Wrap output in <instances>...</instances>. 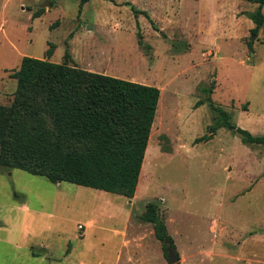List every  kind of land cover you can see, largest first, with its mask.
Returning a JSON list of instances; mask_svg holds the SVG:
<instances>
[{"label": "rangeland", "instance_id": "374dc122", "mask_svg": "<svg viewBox=\"0 0 264 264\" xmlns=\"http://www.w3.org/2000/svg\"><path fill=\"white\" fill-rule=\"evenodd\" d=\"M257 7L252 0H0L1 105L13 100L11 74L23 56L160 92L131 198L0 164V264H169L152 224L140 218L150 201L178 264H264V145L213 131L209 103L264 134V20L254 31L249 18Z\"/></svg>", "mask_w": 264, "mask_h": 264}, {"label": "trees", "instance_id": "16d2710c", "mask_svg": "<svg viewBox=\"0 0 264 264\" xmlns=\"http://www.w3.org/2000/svg\"><path fill=\"white\" fill-rule=\"evenodd\" d=\"M252 1L258 4L249 13L255 31L264 20V0ZM51 54L50 47L46 55ZM11 76L16 79L13 100L9 107L0 104L1 165L53 183L70 181L134 196L157 109L158 87L31 56H23ZM209 103L217 115L213 131L224 127L245 144L264 145V134L239 127L226 111ZM140 218L152 224L165 252L167 245L173 246L155 201L146 204Z\"/></svg>", "mask_w": 264, "mask_h": 264}, {"label": "water", "instance_id": "95a60500", "mask_svg": "<svg viewBox=\"0 0 264 264\" xmlns=\"http://www.w3.org/2000/svg\"><path fill=\"white\" fill-rule=\"evenodd\" d=\"M166 256L169 264H175L178 262V256L172 245H167L166 247Z\"/></svg>", "mask_w": 264, "mask_h": 264}, {"label": "bare ground", "instance_id": "6f19581e", "mask_svg": "<svg viewBox=\"0 0 264 264\" xmlns=\"http://www.w3.org/2000/svg\"><path fill=\"white\" fill-rule=\"evenodd\" d=\"M148 149H149V148L147 147V148H146V151H145V158H146V156H147ZM145 158H144V161H145ZM143 163H144V162H143ZM143 167H144V166H143ZM143 167H142V168H143ZM139 179H140V178H139ZM138 182H139V181H138Z\"/></svg>", "mask_w": 264, "mask_h": 264}, {"label": "crops", "instance_id": "0c3cea01", "mask_svg": "<svg viewBox=\"0 0 264 264\" xmlns=\"http://www.w3.org/2000/svg\"><path fill=\"white\" fill-rule=\"evenodd\" d=\"M139 178H140V175H139ZM138 178V181H140V179ZM139 185V182L137 183V186ZM137 186H136V188H137ZM136 191V190H135Z\"/></svg>", "mask_w": 264, "mask_h": 264}]
</instances>
